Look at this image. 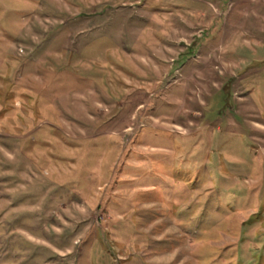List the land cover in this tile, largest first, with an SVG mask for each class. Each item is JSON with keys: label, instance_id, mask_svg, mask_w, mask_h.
I'll list each match as a JSON object with an SVG mask.
<instances>
[{"label": "rangeland", "instance_id": "374dc122", "mask_svg": "<svg viewBox=\"0 0 264 264\" xmlns=\"http://www.w3.org/2000/svg\"><path fill=\"white\" fill-rule=\"evenodd\" d=\"M0 264H264V0H0Z\"/></svg>", "mask_w": 264, "mask_h": 264}]
</instances>
